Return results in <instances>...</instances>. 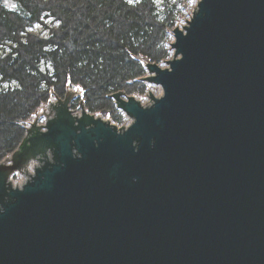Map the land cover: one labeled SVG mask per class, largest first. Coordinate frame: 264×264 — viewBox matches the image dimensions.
<instances>
[{
    "label": "water",
    "instance_id": "obj_1",
    "mask_svg": "<svg viewBox=\"0 0 264 264\" xmlns=\"http://www.w3.org/2000/svg\"><path fill=\"white\" fill-rule=\"evenodd\" d=\"M172 34L166 67L141 58L163 95H111L128 125L75 88L29 122L0 264H264V0H199Z\"/></svg>",
    "mask_w": 264,
    "mask_h": 264
},
{
    "label": "trees",
    "instance_id": "obj_2",
    "mask_svg": "<svg viewBox=\"0 0 264 264\" xmlns=\"http://www.w3.org/2000/svg\"><path fill=\"white\" fill-rule=\"evenodd\" d=\"M192 1L0 0V158L36 110L70 88L88 111L123 123L111 95L144 93L141 58L171 55L170 30Z\"/></svg>",
    "mask_w": 264,
    "mask_h": 264
},
{
    "label": "rangeland",
    "instance_id": "obj_3",
    "mask_svg": "<svg viewBox=\"0 0 264 264\" xmlns=\"http://www.w3.org/2000/svg\"><path fill=\"white\" fill-rule=\"evenodd\" d=\"M198 1H199V0H193L191 3H189L188 5H186V7H185L186 10H185L184 14L180 17V19H179L178 22L175 24V26L172 28V30H170V32H171V38H170V40H169V50L171 51V55L168 56L167 58L163 59V60L161 61L162 63L159 62L158 64H161L162 66H165V67H166V65L164 64L165 61H166L168 58L173 57L174 52H173L172 49L170 48V45L172 44V42H173V40H174L173 35H172V31H173V29H174L175 27H181L182 25H183V26H186V25H187V21L189 20V15H190L192 12H195ZM144 63H145V62H144ZM145 65H146V63H145ZM146 74H147V72H146ZM146 74H145V75H146ZM70 92H71V88L68 90V93L66 94V97L70 94ZM153 93H154V94H157V93H158V87H155V88H154ZM136 94H138V93H136ZM49 107H50V100H49L48 102H46L45 104H43L39 109L36 110V112H35L34 115H33V118L30 119V121H28V123H26L25 125H23V126H24V129H25L26 127H29V126H30V123H29V122H34V119L37 118V117L39 118V123H40L41 120H42L43 117H44V113H45L46 109H48ZM96 114H97L98 116L101 115L100 112H96ZM111 116H112V118H114L113 115H111ZM125 118H126V121L124 120L123 123H119V124L128 125L130 122H132V120H131V119H128L126 116H125ZM114 122H116V121H114ZM11 154H13V150L11 151V153H9V154L3 156L2 158H0V162H1L5 157H9ZM8 162H9V161H8ZM8 162H5V163L8 165Z\"/></svg>",
    "mask_w": 264,
    "mask_h": 264
},
{
    "label": "built area",
    "instance_id": "obj_4",
    "mask_svg": "<svg viewBox=\"0 0 264 264\" xmlns=\"http://www.w3.org/2000/svg\"><path fill=\"white\" fill-rule=\"evenodd\" d=\"M161 63H162V62H161ZM155 87H158V93H157V94H154V93H153V90H154ZM151 94H152L153 96H155V95L162 96V95H163V89H162L160 86H153V85H150V84L147 83V87L145 88L144 93L141 94V95H142V97L144 98L145 102H146L147 104H149V105H151V104L153 103V100H152L151 97H150ZM118 110H119V109H118ZM121 113H122L124 116H126L122 111H121ZM100 114H101V113H100ZM126 117H127V116H126ZM102 118H107V119H109V120L115 121V120L112 118V116H111L110 113H108V114H106V115H102ZM127 118H128V117H127ZM128 119H130V118H128ZM125 121H126V118H125ZM116 123L119 124L118 121H116ZM119 125L122 126V125H124V124H119Z\"/></svg>",
    "mask_w": 264,
    "mask_h": 264
},
{
    "label": "flooded vegetation",
    "instance_id": "obj_5",
    "mask_svg": "<svg viewBox=\"0 0 264 264\" xmlns=\"http://www.w3.org/2000/svg\"><path fill=\"white\" fill-rule=\"evenodd\" d=\"M70 107H71V109H73V107L74 106H72V105H70ZM80 109H81V107H80ZM44 146L43 145H40L39 147H38V151H44L45 149L43 148ZM37 151V150H36Z\"/></svg>",
    "mask_w": 264,
    "mask_h": 264
},
{
    "label": "snow or ice",
    "instance_id": "obj_6",
    "mask_svg": "<svg viewBox=\"0 0 264 264\" xmlns=\"http://www.w3.org/2000/svg\"><path fill=\"white\" fill-rule=\"evenodd\" d=\"M130 2H131V0H130Z\"/></svg>",
    "mask_w": 264,
    "mask_h": 264
},
{
    "label": "bare ground",
    "instance_id": "obj_7",
    "mask_svg": "<svg viewBox=\"0 0 264 264\" xmlns=\"http://www.w3.org/2000/svg\"><path fill=\"white\" fill-rule=\"evenodd\" d=\"M173 35V34H172Z\"/></svg>",
    "mask_w": 264,
    "mask_h": 264
}]
</instances>
